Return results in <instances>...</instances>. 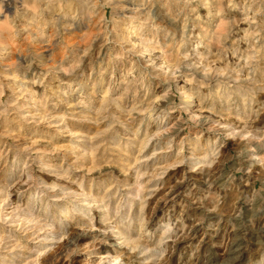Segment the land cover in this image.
I'll return each instance as SVG.
<instances>
[{"label": "rangeland", "instance_id": "1", "mask_svg": "<svg viewBox=\"0 0 264 264\" xmlns=\"http://www.w3.org/2000/svg\"><path fill=\"white\" fill-rule=\"evenodd\" d=\"M116 258L264 264V0H0V264Z\"/></svg>", "mask_w": 264, "mask_h": 264}, {"label": "bare ground", "instance_id": "2", "mask_svg": "<svg viewBox=\"0 0 264 264\" xmlns=\"http://www.w3.org/2000/svg\"><path fill=\"white\" fill-rule=\"evenodd\" d=\"M181 91H182V90H181ZM182 96H183V98H184V100H185V101H184V100H183V101H184L185 103H187V101H188V100H187L188 96H186V95H182ZM186 100H187V101H186ZM65 202H66V201H65ZM84 206H85V205H84ZM62 214H63V213H62ZM78 229H79V228H78ZM86 233H87V232H86ZM86 237H87V236H86L85 233H79V234H76L72 239H73L74 242H80V241H82V240H83L84 238H86ZM114 245H115V244H114ZM117 246H118V245H117ZM233 257H234V256H233ZM109 259H110V258H109ZM116 260H117V258L113 260V263H112V264H114V263L116 262ZM233 260H234V259H233ZM229 261H230V260H229ZM231 261H232V260H231ZM99 262L101 263V262H103V261L100 260ZM109 262H110V261H109ZM109 262H108V263H109ZM117 262H118V261H117ZM109 264H110V263H109Z\"/></svg>", "mask_w": 264, "mask_h": 264}]
</instances>
